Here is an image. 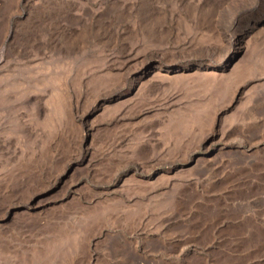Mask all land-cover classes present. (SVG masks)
Instances as JSON below:
<instances>
[{"label":"rangeland","instance_id":"rangeland-1","mask_svg":"<svg viewBox=\"0 0 264 264\" xmlns=\"http://www.w3.org/2000/svg\"><path fill=\"white\" fill-rule=\"evenodd\" d=\"M263 8L0 0V264H264Z\"/></svg>","mask_w":264,"mask_h":264},{"label":"bare ground","instance_id":"bare-ground-1","mask_svg":"<svg viewBox=\"0 0 264 264\" xmlns=\"http://www.w3.org/2000/svg\"><path fill=\"white\" fill-rule=\"evenodd\" d=\"M258 16L259 17L256 18V21L262 20L263 21L262 24H264V8L261 10ZM230 61H231V58L229 59V61L226 60V63L229 64ZM224 66L225 65L223 63H217V64L212 65V69L222 71ZM202 67L203 66L201 64H196V65L193 64L192 66H190V68H196V69H200Z\"/></svg>","mask_w":264,"mask_h":264}]
</instances>
